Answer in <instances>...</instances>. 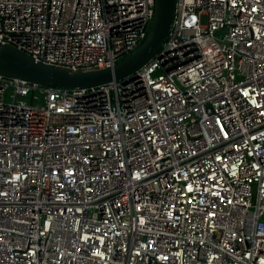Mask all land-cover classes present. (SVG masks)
<instances>
[{
  "label": "built area",
  "instance_id": "2783aa9c",
  "mask_svg": "<svg viewBox=\"0 0 264 264\" xmlns=\"http://www.w3.org/2000/svg\"><path fill=\"white\" fill-rule=\"evenodd\" d=\"M154 0H0V44L112 67ZM136 78L0 74V264H264V0H175Z\"/></svg>",
  "mask_w": 264,
  "mask_h": 264
},
{
  "label": "water",
  "instance_id": "95a60500",
  "mask_svg": "<svg viewBox=\"0 0 264 264\" xmlns=\"http://www.w3.org/2000/svg\"><path fill=\"white\" fill-rule=\"evenodd\" d=\"M175 0H154V14L142 43L112 67L71 71L36 62L26 53L0 44V74L26 80L39 86L60 88L99 87L112 81L126 82L138 77L139 69L154 55L166 38L174 10Z\"/></svg>",
  "mask_w": 264,
  "mask_h": 264
}]
</instances>
